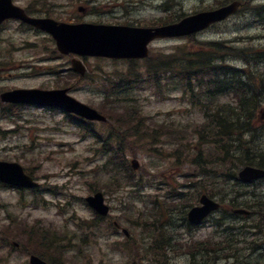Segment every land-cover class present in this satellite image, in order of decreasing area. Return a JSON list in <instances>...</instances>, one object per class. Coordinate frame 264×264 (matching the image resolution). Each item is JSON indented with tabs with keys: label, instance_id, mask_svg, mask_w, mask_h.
<instances>
[{
	"label": "rangeland",
	"instance_id": "374dc122",
	"mask_svg": "<svg viewBox=\"0 0 264 264\" xmlns=\"http://www.w3.org/2000/svg\"><path fill=\"white\" fill-rule=\"evenodd\" d=\"M166 1L168 0H46L49 5L45 6L41 0H16L21 5H30L32 9H37L40 4L45 7L50 16L62 21L135 26H154L178 14L188 15L201 10L216 9L234 0H169L168 5L171 9H166L163 5ZM241 1L244 5L236 15L193 37L156 40L153 43L151 57L157 56L158 58V55H166L180 45L185 46L184 51H186L188 44L195 45L200 41H225L228 45L238 48H255L261 52L264 48V25L258 21L254 6L255 4L264 5V0ZM80 7H86V12ZM41 15H46V12ZM17 25L11 23L5 29L0 30V92L12 88L29 87L70 88L72 96L99 109L103 97L99 91L101 87L98 79L109 74L120 73L127 68V64L122 61L89 58L85 60L89 76L76 79L69 73L72 55L71 57L60 54L57 56L55 42L49 34L28 27L20 29ZM231 59L238 63L235 58ZM228 62L232 64L229 60ZM142 63L144 64V61ZM261 67L264 69V65ZM143 71L139 70V72ZM172 79L174 78L163 80L160 86L141 87L136 92L137 100L133 104L142 110L150 122L176 120L191 126L203 120V115L190 107L186 98L182 97L183 91L178 82ZM124 105L123 102L118 104V106ZM20 114L22 117L14 116L18 123L12 119L0 120L2 128L16 130L5 137L0 136V160L21 163L32 176L42 183V187L38 190L17 191L0 185V228L7 225L4 219L9 211L13 213V217L28 221L30 226L39 222L54 228L51 232H54L56 228L61 229L60 231L66 229L69 237L74 238L72 242L74 249L65 252L62 258L65 264H126L130 259L128 255L126 256L128 251L122 246L114 245L115 242H113L114 240L122 241L123 239L119 237L122 234L117 232L109 234V231L101 227L95 233L89 229L81 232L77 230L74 220L80 221L79 218L91 220L94 216L95 212L89 207L85 198L96 191L106 193V201L112 208L111 217L116 219L120 216L121 219L118 221L140 237L150 236V232L144 227L145 231L133 226L130 221L146 222L144 214V218L138 219L139 214L146 209V202L140 196L142 193H145V196L147 192L152 194L148 195L150 197L147 200L151 202L153 201L151 196H155L157 192L160 193L159 196L169 193L168 188L165 191L163 185L170 183L172 187H178L184 184L183 192H190L189 203H198L196 200L198 188L191 191L192 187L188 185L187 179L181 176L186 173V168H190L187 166L189 164L177 165L175 158L170 155L169 147L159 145L156 154H148L147 150L136 148V155L130 154L129 157H135L140 162L141 168L138 175H142L140 177L145 184L141 189L137 188L134 191L129 187L120 189L117 187L118 184L110 185L108 181L112 177L104 173L102 159L95 158L91 150L95 145L101 147L106 143L115 144L113 137L109 142H105L106 132L100 130V123H94L92 129L98 127L97 130L99 134L104 135V140L95 143V138L91 136L83 138L79 133L76 120L59 110L23 106ZM254 140L257 142H253L254 145H258L256 149L262 151L261 155L264 157V135ZM255 155L258 154L255 153ZM168 173L171 175L164 177L168 176ZM166 178H169V181L165 183ZM199 180L202 181L203 177H199ZM153 184L161 186L162 189L150 188ZM106 185L109 186L105 187ZM246 188L264 194V182L249 185ZM49 189L53 191L50 192ZM235 190H243V188L233 181H227L210 185L206 192L212 196L214 193L216 198L227 204L229 198L236 196L234 195ZM33 200L37 202L32 203ZM173 202L179 204L177 201ZM125 204L129 212L123 215L126 211L122 212ZM150 205L147 203V206ZM166 206H170L169 209L165 208ZM160 207H163V216H158L159 219L156 220L154 227L162 223V228L164 231H169L173 240L186 237L188 230L184 217L190 207L173 206V203L167 204V202L166 205ZM148 217L153 218V215L148 213ZM135 221L133 223L140 226ZM248 221L251 222L249 218ZM234 222L240 225L245 220L236 219ZM12 226H14L13 222ZM213 231L214 227L211 223L206 222L199 229L194 230L193 234L197 238L206 237ZM263 232L260 233L261 240H264ZM243 235L240 236L243 238ZM256 238L257 235L249 237V241H253L252 244L239 243L238 248H241V251L235 257L219 258L217 261L210 257L206 262L208 264H232L248 252L242 247L258 243ZM141 242L142 240L139 245L142 248L144 242ZM149 242L145 244L148 247H150ZM28 246L30 243L25 242L21 249L12 253L6 249L0 250V255H4V258L8 257L9 260L1 261L0 264H29V250H32V247ZM238 250L233 248L230 253H238ZM129 251H133V248ZM162 251L163 249L153 252L161 253ZM77 252L80 253L78 257L75 256ZM190 262L182 249L176 252L167 249L159 257L151 258V260L145 258L142 264H190Z\"/></svg>",
	"mask_w": 264,
	"mask_h": 264
},
{
	"label": "trees",
	"instance_id": "16d2710c",
	"mask_svg": "<svg viewBox=\"0 0 264 264\" xmlns=\"http://www.w3.org/2000/svg\"><path fill=\"white\" fill-rule=\"evenodd\" d=\"M256 9L261 15L263 6H257ZM262 17L264 19V16ZM184 48L185 46L179 48L184 52V64L177 61L173 64L172 60L167 58L154 61L149 58L147 73L153 81H161L162 73L174 74V78L184 88L188 100L205 113V122L191 126L181 125L176 121L150 123L142 110L133 104L134 96H129L132 84L142 77L143 72H139L141 69L138 61H128L131 66L127 71L104 80L109 103L112 101L110 97L114 96V101H119L123 93L127 95L124 99L128 98L132 102L127 101L128 105L120 114L109 110L114 114L112 118L115 121L110 127V136L114 134L119 145L108 156L105 170L108 171L109 166L115 170V174L110 176L114 177L111 182L118 183V188L125 187L128 181L135 185L138 174L131 168L128 155H136V148L154 154L158 151L157 145H162L169 147L173 158L198 168V185L203 190L218 182L236 181L237 184H241L238 186L243 190H235L236 196L231 197L230 205L250 209L251 224H228V230L223 228L220 232V239L198 240V264H208L206 261L210 257L217 261L219 258L228 259L239 255L241 248H238V244H252L253 241H249V237L255 235L258 243L242 247L248 252L232 264H263L264 244L260 241V233L264 231V194L247 189L246 184L240 182L238 172L245 165L264 168L262 151L256 149L258 145L253 143L256 142L254 139L264 135V123L258 114L264 106V69H261L264 65V48L259 52L253 48L237 49L230 46L227 48L224 43L207 42H199V45L188 44L186 51ZM228 55L243 57L245 67L228 64ZM152 62L154 64H151ZM256 64L258 68L255 67ZM149 70L152 72H148ZM231 97H235V100ZM199 177H203V180L200 181ZM100 220L94 218L90 222H81L80 226H85V229L88 228L95 233L97 230L94 227L100 226ZM26 223L12 217L8 225L1 227V246L7 248L14 240L29 242L32 247L30 252L51 264H65L62 260L65 252L74 249L72 245L74 238L69 237V232L66 229L60 231L59 228L51 232L54 228L50 225L34 223L30 226ZM222 225L220 222L218 228L221 229ZM245 229L255 231L245 232ZM240 235H243V238ZM127 240L122 244L124 248H130L133 239ZM157 240L161 238L153 235L149 242L150 247L144 245V251L140 253L149 256L148 251L163 249V241ZM233 248L239 249L238 253H230ZM79 255L77 252L75 256ZM130 256L131 262L128 264H133L138 258L141 264V256L132 254ZM1 261L9 260L8 257L0 255Z\"/></svg>",
	"mask_w": 264,
	"mask_h": 264
},
{
	"label": "water",
	"instance_id": "95a60500",
	"mask_svg": "<svg viewBox=\"0 0 264 264\" xmlns=\"http://www.w3.org/2000/svg\"><path fill=\"white\" fill-rule=\"evenodd\" d=\"M237 4L230 7H226L214 12L200 13L196 16L190 17L184 20L179 26H176V32H170L173 34H189L191 32L198 31L206 27L210 22L214 20L223 19L230 12L235 11ZM20 13H17V12ZM18 16L25 18L24 13L13 7L11 0H0V22L7 17ZM33 24L42 27L50 31L55 37L58 48L65 53L70 51L77 52L80 54H90V55H106V56H117V57H135L144 56L146 54L145 49L137 47L131 40L133 34H138L134 29L112 27V26H94V25H70L65 23H57L53 20L46 19H29ZM169 33V34H170ZM145 42L148 38L145 34H141ZM74 67L76 70L84 73V67L78 62H74ZM12 95V94H11ZM49 95V96H46ZM15 100L21 101H35V102H55L56 99H61L68 104H66L70 109L85 115L90 118H99V115L75 101L66 98L64 92L58 93H20L13 94ZM6 167L13 164L0 163ZM135 167L137 162H134ZM19 168V173L23 175L22 169ZM2 174H0V177ZM241 176L244 180H250L253 178L264 176V172L246 168L241 172ZM89 200L97 207L102 213L108 211V207L102 204V196L98 194L96 197H90ZM202 202L205 204L202 207L194 208L191 212L193 218L197 219L198 222L205 217L209 211L218 207L214 201L210 200L206 196H203ZM32 264H48L40 258L33 256L31 258Z\"/></svg>",
	"mask_w": 264,
	"mask_h": 264
}]
</instances>
